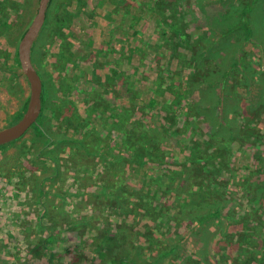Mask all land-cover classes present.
I'll return each instance as SVG.
<instances>
[{"label":"rangeland","instance_id":"374dc122","mask_svg":"<svg viewBox=\"0 0 264 264\" xmlns=\"http://www.w3.org/2000/svg\"><path fill=\"white\" fill-rule=\"evenodd\" d=\"M38 1L0 3V129L27 103L17 47ZM229 4L257 8L252 34L262 40L235 54L236 35H222L230 28L213 16ZM31 55L43 109L0 146V264L264 258V0H51ZM124 108L142 110L143 126L128 127L157 138L162 159L133 161L114 122ZM198 149L214 155L204 169L190 166ZM114 181L157 202L154 221L129 219L111 201L118 194L98 193ZM207 203L221 218L200 228Z\"/></svg>","mask_w":264,"mask_h":264},{"label":"trees","instance_id":"16d2710c","mask_svg":"<svg viewBox=\"0 0 264 264\" xmlns=\"http://www.w3.org/2000/svg\"><path fill=\"white\" fill-rule=\"evenodd\" d=\"M3 2V0H0V3ZM230 5V4H229ZM227 5V7H225L223 9V11L213 15L214 16V22H218L219 21H224V25L227 24L228 28H230L229 30H225L222 35H229V34H235V41L234 43L231 44H227V47L229 49V52L231 54H235V52L238 49H241L244 47V44L246 42L249 41V39L254 38L257 43L261 42L262 40H260V37L258 35L252 34V25L257 24V21L255 20L257 14V8L253 7L252 9L249 8V6H246L245 8L240 9L238 6L235 5ZM212 16V18H213ZM221 16V18L219 17ZM224 16V18H223ZM251 17L253 19V21L251 20ZM212 22V21H211ZM220 25V24H218ZM221 27L223 28V26L221 25ZM225 29V28H224ZM258 32V31H257ZM221 35V36H222ZM227 42V41H226ZM259 44V43H258ZM231 50V51H230ZM33 62V61H32ZM17 65H19V61L17 60ZM39 75L42 77V73L37 70ZM254 76V75H253ZM227 76L224 75L221 80V82L219 84H217L218 89L219 90H223V88H225V84L227 82ZM194 84V82L192 83ZM162 85V84H161ZM189 87V84H187ZM163 87V86H162ZM127 93V89H125V94ZM261 96V100L257 101V105H260L262 103V96H264V90L260 89V92L258 94V96ZM218 98L220 99V96H218ZM44 102V98L42 95V103ZM176 102H172L169 103L167 105H165L168 109L170 110V107L172 106V104L175 105ZM168 105H170V107H168ZM26 106V105H25ZM89 108H92V106L89 105ZM25 110V107L23 109V111ZM251 113L254 111L253 106L251 105V108L249 110ZM142 110L140 109H133L131 110L130 108H124L119 115L116 116L114 122H116L119 126L120 129V133H121V138H122V143L125 146L126 149L130 150V152L133 155L134 158V162L135 163H139L140 161L143 160V158H145V156L147 158L153 159L155 161H158L160 158L162 159V157H160V143L157 141L158 139L155 137H150L147 136V134H144V132H136L135 130H137V127H139L140 125L143 126V123L140 121V117L144 116V113H142ZM22 114V113H21ZM21 114H18L17 116V120L21 117ZM135 115H138V118H134ZM169 119L170 117H167L166 122L169 123ZM128 124H131L132 127H136V129H131L130 127H128ZM110 128V127H107ZM113 129V128H112ZM112 129H108V130H112ZM209 144V147L212 148V145ZM215 148V147H214ZM163 150V149H162ZM200 150V149H198ZM208 150H200V151H195L193 150V153L190 154V156L188 157L189 161H190V166H193L195 169H199L196 165H198L199 167H201L202 169L205 168V165L208 163V161L213 162L214 160V155H212V153H208ZM200 153H202V156H199ZM260 159L262 158V155L260 154ZM163 162V161H161ZM140 164V163H139ZM192 164V165H191ZM211 163H209L208 165H210ZM262 170H264V166H262ZM126 182V181H123ZM122 185L116 181H114L113 183H111L112 186H102L98 189V193L100 195H107V196H111L114 195V193L119 197L113 198L111 201L113 202H117V204L114 205H121L120 209L124 212V214H126L127 218H135L136 213H133L134 211H139V218H144V217H148L149 220L152 222L154 221L156 215H157V208L158 206L156 205V203H154V205H148V203L145 201L143 196H138L136 195L137 193V188L136 186H133L130 182L127 183H123ZM136 196H138L136 198ZM130 197H135L136 200L135 201H130L128 198ZM147 200V199H146ZM120 201V202H119ZM150 201V200H148ZM118 202L120 204H118ZM202 202H194V206L196 209L203 207V205H201ZM210 205H208V203L204 206L203 209H205L207 212L203 213L202 216H199L200 220L198 225L200 226V228L205 227V224L208 220L213 219V217L215 218H221L220 217V210L215 211V212H208ZM201 211V209H200ZM202 213V212H201ZM50 216V215H49ZM224 218V217H223ZM222 218V219H223ZM225 219L227 220H231L232 219L230 217H225ZM213 223V220H212ZM211 223V224H212ZM214 224V223H213ZM145 227L147 228V232L149 231L150 227L148 226V224L144 223ZM260 229L264 228V226L259 227ZM207 233L208 230L207 228L204 229ZM146 232V233H147ZM194 232V231H193ZM252 235V234H251ZM250 235V236H251ZM242 238H244V240L249 239V235H241ZM250 241V239H249ZM248 241V242H249ZM253 245H255L253 243ZM261 252V250H260ZM260 252L255 254V257L253 256H249L246 257V259L244 260H240L238 263L236 264H264V258L262 259H257L256 256L258 254H260ZM119 264V263H118ZM120 264H126L125 260H121Z\"/></svg>","mask_w":264,"mask_h":264},{"label":"water","instance_id":"95a60500","mask_svg":"<svg viewBox=\"0 0 264 264\" xmlns=\"http://www.w3.org/2000/svg\"><path fill=\"white\" fill-rule=\"evenodd\" d=\"M51 0H39L34 17L23 33L18 47L17 57L23 75L28 83V97L21 117L10 126L0 129V146L14 142L23 137L36 125L43 109V81L38 69L32 62V49L43 28L47 16V8Z\"/></svg>","mask_w":264,"mask_h":264}]
</instances>
